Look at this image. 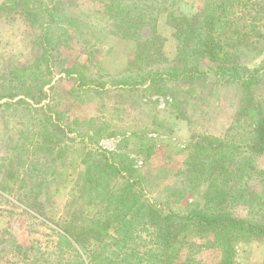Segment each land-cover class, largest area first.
<instances>
[{"label": "rangeland", "instance_id": "1", "mask_svg": "<svg viewBox=\"0 0 264 264\" xmlns=\"http://www.w3.org/2000/svg\"><path fill=\"white\" fill-rule=\"evenodd\" d=\"M4 1L0 0V5ZM44 1L55 4L60 21L52 27L57 44L52 52V82L45 88L47 96L42 104H49V112L72 131L70 137L102 128L111 132L98 136L97 145L110 151L122 146L128 152L141 167V188L146 198L162 202L164 209L182 212L193 205L203 206L208 181L194 171L198 159H194L188 144L194 133L245 143L248 135L239 130L237 121L242 104L240 85L208 71L189 83L170 81L159 92L149 83L148 74L168 71L176 64L178 40L173 21L177 16L197 13L205 0H122L140 8L149 5L157 12L159 9L156 23L147 25L141 35L135 34L139 36L136 39L118 30L107 14V0ZM153 27L163 38L160 43L152 40ZM34 38L35 32L21 11L0 10V73L36 61L40 50L33 43ZM242 62L248 68L264 71L263 46L249 52ZM202 68H206L205 63ZM142 76L148 78L144 85L124 83L140 82ZM252 91L264 101V76ZM33 92L40 94L38 90ZM36 116L0 106V264L28 262L16 253L5 229L21 243L42 241L45 257L60 259L61 252L53 247L58 237L52 228L58 227L66 217L68 204L80 194L75 168L82 153L76 151L77 147L81 149L80 140H70L74 144L68 143L67 155L63 157L61 141L58 145L51 143L58 139L51 140L50 136L49 151L45 149L37 155L33 145H25L26 133L35 125ZM137 132L154 145L153 149L147 145L145 153L136 151ZM90 142L94 146L96 141ZM258 163L264 169V155ZM29 174L36 176L35 186L30 180L26 184L20 181L29 179ZM43 178H49V187L42 185ZM28 194L44 203L37 207L41 214L38 218L24 212L26 205L20 198ZM236 213L252 219L264 215V174L248 182L245 199ZM143 235L144 240L136 238L134 244H149L150 238ZM212 237L208 231L182 238L188 243L182 245L177 264H220L222 251L210 246ZM234 248L235 264H264V239L241 238L235 241Z\"/></svg>", "mask_w": 264, "mask_h": 264}, {"label": "trees", "instance_id": "2", "mask_svg": "<svg viewBox=\"0 0 264 264\" xmlns=\"http://www.w3.org/2000/svg\"><path fill=\"white\" fill-rule=\"evenodd\" d=\"M107 1V14L126 37L136 39L139 36L135 34L141 35L147 25L158 20L159 9L157 12L149 5L140 8L122 0ZM54 5L44 0H6L0 5L3 11L22 12L35 32L33 43L40 50L32 65L0 73V106L38 115L32 120L33 128L27 131L30 135L25 136V145H33L37 155L45 149L49 151L50 136L51 140L58 139L51 143L58 145L61 141L63 157L69 144L80 140L81 149L77 147L76 151H82L81 158L75 164L80 194L74 195L66 217L57 228H52L58 237L53 247L61 252L60 259L46 258L42 241L33 239L30 244L21 243L5 229L16 253L27 264H177L182 245L188 243L181 239L210 231L213 234L210 246L222 251L220 264H235V241L246 237L264 239L263 214L252 219L236 213L245 199L248 182L264 174L258 163L264 155V101L252 91L261 82L264 71L248 68L242 62L244 56L259 47L263 46L264 51V0H205L197 13L177 16L173 21L174 36L178 40L176 64L168 71L148 74L149 83L159 92L170 81L189 83L208 71L240 85L242 104L238 128L248 138L242 144L229 137L192 135L188 148L194 159H198L193 169L204 176L208 185L204 205H193L184 212L164 209L162 202L143 195L141 167L122 146L110 151L97 145L98 136L111 132L102 128L93 133L78 132L77 139L70 137L72 131L49 112V104H42L47 96L45 88L52 82L49 78L52 52L57 44L52 27L60 21ZM151 31L152 40L160 43L162 36L154 27ZM203 63L206 68H202ZM142 78L140 82L126 80L124 83L144 85L148 78ZM33 90L40 94H34ZM135 136L139 137L136 143L139 154L145 153L147 145L153 149L154 145L142 133L137 132ZM90 141H96L94 146ZM33 175L20 181L26 184L30 180L35 186ZM48 179L43 178V186H50ZM78 198L85 203L79 204ZM39 199H32L31 194L21 196L20 201L26 205L24 212L35 218L41 216L37 207L44 203ZM143 233L150 238V243L134 244L136 238L144 240Z\"/></svg>", "mask_w": 264, "mask_h": 264}]
</instances>
